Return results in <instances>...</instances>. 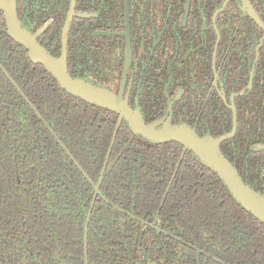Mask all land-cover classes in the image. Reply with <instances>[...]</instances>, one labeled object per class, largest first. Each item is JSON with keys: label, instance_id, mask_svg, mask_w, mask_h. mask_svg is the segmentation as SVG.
<instances>
[{"label": "trees", "instance_id": "obj_1", "mask_svg": "<svg viewBox=\"0 0 264 264\" xmlns=\"http://www.w3.org/2000/svg\"><path fill=\"white\" fill-rule=\"evenodd\" d=\"M78 34L70 33L71 57ZM248 103L223 149L264 195V85ZM117 119L62 88L0 20V139L12 142L18 161L35 164L38 223L54 228L52 264H264V222L215 171L178 142L149 141L124 126L117 135ZM84 175L113 199L91 206L95 187Z\"/></svg>", "mask_w": 264, "mask_h": 264}, {"label": "flooded vegetation", "instance_id": "obj_2", "mask_svg": "<svg viewBox=\"0 0 264 264\" xmlns=\"http://www.w3.org/2000/svg\"><path fill=\"white\" fill-rule=\"evenodd\" d=\"M16 5L32 33L48 24L38 40L52 55L60 56L72 0H16ZM74 9L68 40L71 31L79 33L77 57H71L69 43L67 50L73 77L116 94L122 91L148 124L170 120L202 137L230 133L235 111L237 129L220 143L224 154V142L238 130L239 107L248 105L264 85V0H75ZM0 20L6 25L2 10ZM110 111L118 118L114 133L118 135L121 126L133 131L119 113ZM230 113L232 125L227 131ZM115 141L112 137L101 173L104 165L109 166ZM167 142L177 141L162 143ZM13 147L11 141L0 139V264H52L54 228L38 223L42 217L35 211V164L18 161ZM180 165L181 161L176 169ZM90 168L99 165L89 162ZM86 176L97 193L101 180ZM95 193L93 207L98 199L112 198L102 195V190Z\"/></svg>", "mask_w": 264, "mask_h": 264}, {"label": "water", "instance_id": "obj_3", "mask_svg": "<svg viewBox=\"0 0 264 264\" xmlns=\"http://www.w3.org/2000/svg\"><path fill=\"white\" fill-rule=\"evenodd\" d=\"M74 5L75 0H72V6L62 33L61 55L56 57L52 55L38 40V37L46 30L48 24H45L38 31L32 33L23 25V22L18 15L16 0H0V10L4 12L10 36L28 50L31 60L42 64L49 72H51L62 88L76 97L119 113L137 135L142 136L149 141L159 143L166 141L180 142L186 149L192 151L199 160L219 175L234 198L242 206L264 222V195L260 194L254 188L245 183L237 168L220 149L221 141L234 135L237 129V117L235 111L233 129L230 133L217 138L212 136L202 137L187 125H173L170 120H161L148 124L143 119L139 109H134L129 105L128 100L124 99L122 91L120 94H116L105 88L88 83L80 78L73 77L68 69L67 50L70 24L73 17L76 15ZM127 6L129 32V3ZM249 10L254 16L253 8L251 7ZM128 32L127 35L129 36ZM130 59L131 49L129 47L127 50L125 73L127 72Z\"/></svg>", "mask_w": 264, "mask_h": 264}]
</instances>
